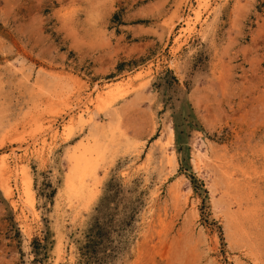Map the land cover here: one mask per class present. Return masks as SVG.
<instances>
[{"label": "rangeland", "instance_id": "rangeland-1", "mask_svg": "<svg viewBox=\"0 0 264 264\" xmlns=\"http://www.w3.org/2000/svg\"><path fill=\"white\" fill-rule=\"evenodd\" d=\"M93 217L109 264H264V0H0V264Z\"/></svg>", "mask_w": 264, "mask_h": 264}, {"label": "trees", "instance_id": "trees-1", "mask_svg": "<svg viewBox=\"0 0 264 264\" xmlns=\"http://www.w3.org/2000/svg\"><path fill=\"white\" fill-rule=\"evenodd\" d=\"M192 178V177H191ZM193 182L194 179H191ZM117 226L120 227V224ZM111 225L101 223L99 217H93L82 241L76 247L77 258L75 264H109L114 254V249L108 241V233ZM47 240H32L30 246L34 259L32 263L46 259L48 251Z\"/></svg>", "mask_w": 264, "mask_h": 264}, {"label": "bare ground", "instance_id": "bare-ground-1", "mask_svg": "<svg viewBox=\"0 0 264 264\" xmlns=\"http://www.w3.org/2000/svg\"><path fill=\"white\" fill-rule=\"evenodd\" d=\"M93 141V140H92ZM93 149V148H92ZM93 151V150H92ZM77 161V160H76ZM78 162V161H77ZM74 169H77V168H74ZM74 169L72 168V170H73V173H75L76 171H74ZM72 173V174H73ZM78 172H76V174H77ZM72 174H71V177L68 179V182H67V186L69 187V188H71V185H72V183H73V177H75V176H72ZM82 175V172L81 173H78L77 175L79 176V175ZM215 208L217 207L216 205H213Z\"/></svg>", "mask_w": 264, "mask_h": 264}]
</instances>
